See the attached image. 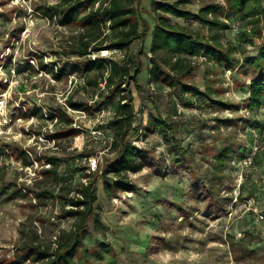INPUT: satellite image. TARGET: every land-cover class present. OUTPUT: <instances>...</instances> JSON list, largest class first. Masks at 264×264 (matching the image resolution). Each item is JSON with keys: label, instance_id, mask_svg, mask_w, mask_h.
Segmentation results:
<instances>
[{"label": "rangeland", "instance_id": "374dc122", "mask_svg": "<svg viewBox=\"0 0 264 264\" xmlns=\"http://www.w3.org/2000/svg\"><path fill=\"white\" fill-rule=\"evenodd\" d=\"M58 1L0 0V264H43L32 260L25 245L53 249L57 237L73 228L74 218L63 217L58 202L39 200L34 194L65 193L88 179L94 182L93 208L102 228L95 229L92 216L87 218L83 245L75 256L80 264H264V223L255 219L243 200L254 197L264 211V111L244 105L250 74L238 68L224 70L201 56L189 57L192 70L180 80L200 92L210 87L214 100L228 106L200 95H186L184 100L166 83L151 81L153 4L163 0H133L139 29L145 25L144 37L97 58L139 65L135 82L127 78L121 88L131 96L134 113L128 139L150 157L141 171L128 174L134 189L107 192L92 163L103 168L114 156L109 123L118 98L112 92L114 84L105 83L106 70H65L55 77L60 67L81 65L91 58L69 53L78 43L79 25L61 26L37 13L40 6ZM178 1L192 14L205 5L225 6V0H165ZM259 2L264 7V0ZM163 14L199 36L211 33L192 18ZM218 17L228 26L222 44L236 46L238 59L254 56L259 39L251 36L253 43H248L240 37L248 29L246 23L237 15ZM109 43H103L104 50ZM41 63L52 70L42 69ZM65 98L83 109L70 108ZM37 108L40 113H33ZM59 109L67 112L69 125L44 119V112ZM154 117L174 129L165 134L157 128L142 136ZM68 128H73L71 134L61 133ZM59 133L62 137L52 139ZM255 146L259 150L253 160L260 172L252 175L233 161ZM225 149L231 158L217 170L216 156ZM24 153L30 155V165L23 164ZM46 158L58 161L60 184L43 174ZM240 171L243 181L238 185ZM24 189L25 197L14 193ZM83 248L87 257H80Z\"/></svg>", "mask_w": 264, "mask_h": 264}, {"label": "trees", "instance_id": "16d2710c", "mask_svg": "<svg viewBox=\"0 0 264 264\" xmlns=\"http://www.w3.org/2000/svg\"><path fill=\"white\" fill-rule=\"evenodd\" d=\"M98 3L96 7L95 4ZM133 0H59L54 6H40L37 13L48 20H55L61 26L72 24L79 25L81 32L78 43L71 46L70 54L79 58L87 57L92 52L103 49L102 45L109 40L106 48L123 50L125 46L135 39H142L145 35V25L139 29L135 10L132 6ZM181 2L167 3L165 0L153 4L155 24L151 29L149 52L150 69L148 72L151 81H161L178 91L181 99H187L186 95L205 97L213 104L228 106L211 96V88L203 92L196 87L183 83L180 77L191 72L189 57L201 56L207 62H211L224 70L241 69L243 74H250V81L247 86V97L244 105L249 110H258L264 103V7L259 0H225V6L217 4L205 5L199 9L197 14H192L180 8ZM227 12V13H226ZM165 14L173 15L182 19H194L207 27L211 33L207 36H199L184 25L172 24ZM237 15L246 23L248 29L241 33L242 41L253 43L251 36L259 39L257 51L254 56L245 55L241 59L234 56L236 46L233 44L223 45L221 38L223 31L228 28L227 24L221 21L218 15ZM211 15L210 18L207 16ZM228 17V16H227ZM107 22H109L107 24ZM104 29L111 30V34L105 33ZM41 68L51 71L41 63ZM65 70L75 72H101L106 70L108 76L105 83L108 87L114 84L113 95L117 96L116 110L109 123L112 130V137L109 148L114 156L107 160L103 168L96 165L95 172H100L103 178V188L107 192L131 191L134 185L128 178L129 173H137L146 165L150 154L141 148H137L128 139V132L132 128L134 113L131 106V96L124 94L122 85L126 79L136 80V74L140 71L139 65L125 60L117 62L112 59L99 57L88 58L83 64H73L60 67L56 78L65 74ZM18 71V69H17ZM131 72L133 74L131 75ZM114 78L116 80H114ZM182 101V100H181ZM184 104L189 102L183 101ZM65 104L74 110H82L83 106L68 98ZM35 114L40 109L34 110ZM43 118V116L41 115ZM48 119L56 123H71L67 112L63 109L50 111ZM159 128L161 132L167 133L174 127L159 117L151 118L144 126L142 136ZM73 128L62 129L61 133L71 134ZM64 131V132H63ZM61 133L53 136L52 139L62 137ZM77 132L75 131L74 135ZM175 150V148H174ZM230 151L225 149L216 156L217 170H222L224 163H229ZM29 154L22 155L24 165H30L32 160ZM231 161V160H230ZM47 169L43 170L45 176L50 175L56 184H60L62 178L58 173V161L55 158H46ZM89 176V175H87ZM89 178V177H87ZM71 190L73 193H71ZM65 193L53 194L48 191L36 192L37 199H51L59 203V211L63 217L74 218L73 228L57 237L56 246H32L25 245V250L30 253L32 260L44 261L43 264H80L75 260L76 252L82 247V238L85 234L86 221L92 216L95 229L102 228L98 213L94 212L93 204L97 197L95 194L94 182L90 179L80 182L75 188ZM14 191L17 195L25 197L26 189ZM34 193V192H32ZM67 206H70L67 208ZM98 255V254H97ZM80 257H87L86 249L83 248ZM95 257V255H94ZM97 257V256H96Z\"/></svg>", "mask_w": 264, "mask_h": 264}, {"label": "built area", "instance_id": "2783aa9c", "mask_svg": "<svg viewBox=\"0 0 264 264\" xmlns=\"http://www.w3.org/2000/svg\"><path fill=\"white\" fill-rule=\"evenodd\" d=\"M108 23L109 22H107V24ZM111 53L112 52H110L108 49H105V50L102 49V50H100L98 52L90 53L88 56H90L91 59H96L97 56H99V55H101V56H109ZM261 108H262V111H264V106L263 107H260L259 109H261ZM47 116H48V114L46 112H44V119L47 120V121L53 122L52 124L54 125L55 120L54 121H51V120L48 119ZM256 140H255V142H257ZM258 150H259L258 146H255L253 148V150L250 151L249 153L244 152L242 154V157L241 158H239L238 160H234L233 161V164L235 165V167H236V165H241V167L246 172L249 171V172H251L252 175L257 174V172H260V170L257 168V166H255L253 159H254V156H255V154L257 153ZM92 166H93V169H94L96 167V164L95 163H92ZM243 173L244 172H241L240 171L237 174L238 177H239V183H238V185H240V183L243 181ZM237 196H238V194H235V196H234V200L235 201L237 200L236 199ZM243 200H244V205H246V209L248 211H251L254 214L255 219L258 220V221H260V222H262V223H264V211L257 207L255 198L254 197H248V198H244ZM69 207L70 206H67V208H69ZM236 235L237 236H241L242 235V232L238 231Z\"/></svg>", "mask_w": 264, "mask_h": 264}, {"label": "crops", "instance_id": "0c3cea01", "mask_svg": "<svg viewBox=\"0 0 264 264\" xmlns=\"http://www.w3.org/2000/svg\"><path fill=\"white\" fill-rule=\"evenodd\" d=\"M248 218H249V216H248ZM248 220H249V219H248ZM248 220H247V221H248ZM250 221H251V220H250ZM238 231H239V230H237L236 232H238ZM236 232H235V233H236Z\"/></svg>", "mask_w": 264, "mask_h": 264}]
</instances>
